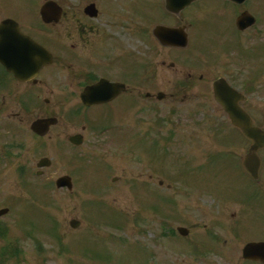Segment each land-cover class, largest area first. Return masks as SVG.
Wrapping results in <instances>:
<instances>
[{
    "label": "flooded vegetation",
    "instance_id": "1",
    "mask_svg": "<svg viewBox=\"0 0 264 264\" xmlns=\"http://www.w3.org/2000/svg\"><path fill=\"white\" fill-rule=\"evenodd\" d=\"M49 1L56 2V6L45 17L42 10ZM186 1L0 0V38L6 39L0 48V113L7 114V125L26 127L25 114L33 111H51L38 118L66 112L63 117L66 126L72 128L62 133L64 137L84 133V137L105 136V140L114 139L122 144L132 134L133 141L143 132L138 131L140 103L161 104L167 97L175 101L179 96H184L185 102L191 90L208 81V74L201 71L202 47L211 38L204 40L203 30L204 20L212 17L213 9L204 5L222 3L243 10L225 0H195L189 5ZM31 3L35 6L25 7ZM10 20L15 23L4 24ZM158 28L167 32L163 40L156 35ZM22 36L25 41L16 39ZM23 46L30 48L26 51L19 48ZM36 46L48 49L49 64L42 66L39 63L42 57H20L36 52ZM164 68L175 75L173 81L163 79L159 71ZM220 77L209 83L213 86ZM228 81L247 93L238 87V82L231 78ZM87 90L101 94L102 102L86 105L82 95ZM217 106L224 116L213 125L211 151L204 152L198 138L193 143L197 151L202 148L198 155L200 159L204 156L205 161L200 163L204 167L189 169L190 173L185 174L190 182L196 179L190 186L211 191L210 222L205 227L209 231L197 230V216L203 214L198 206L189 207L187 214L175 217L170 215L167 205L163 217H151H161L157 225L148 226L150 235L158 230L159 248H155L154 242L152 254L141 250L144 259L153 258L152 264H264V148L258 150L259 161L254 163L260 165L259 172L249 174L244 164L252 142ZM193 110L196 116L198 110ZM167 117L163 114L156 126L165 128L171 122ZM178 123L182 124L181 119ZM254 124L264 129L255 120ZM151 131L149 125L143 135L150 138ZM168 134L170 138V131ZM156 141L160 144L163 140ZM169 146V141L161 145L164 158ZM187 152L193 153L191 149L184 154ZM198 155H193L195 160ZM158 170V175L150 173V183L141 186L146 192L155 190L168 195L169 176L163 166ZM208 174L212 178L211 188L200 184L201 178ZM155 176H160L157 182ZM72 178L75 189L83 175ZM194 212L201 215L195 216ZM181 227L187 229L185 235L179 232Z\"/></svg>",
    "mask_w": 264,
    "mask_h": 264
},
{
    "label": "rangeland",
    "instance_id": "2",
    "mask_svg": "<svg viewBox=\"0 0 264 264\" xmlns=\"http://www.w3.org/2000/svg\"><path fill=\"white\" fill-rule=\"evenodd\" d=\"M31 4H26L25 7L35 6L34 3ZM120 4L123 6L122 2ZM204 6L213 9L212 17L204 20L206 27L203 30V39L211 38L209 43L202 47L201 71L208 74V81L191 90L185 102H182L184 96H179L175 101L167 97L161 104L155 100L140 103L137 114L140 122L138 131L144 133L149 125L152 131L150 138L144 137L143 133L138 134L137 155L132 156L130 148L128 150L129 145L134 142L132 134L128 139L129 145L122 143L123 151L128 150L127 152L120 151L114 140H105V136L95 137L91 134L83 146L72 147L62 134L67 128H72L71 125L66 126V120L63 118L66 112L57 114L61 124L45 138L36 137L30 125L36 118L51 111L26 113L28 124L23 128L13 123L7 125V114L0 113V209L10 208L8 214L0 216V230L7 233L5 239L0 237V249H6L8 244L11 247L17 244L23 249L21 257L8 260L6 264H152L153 258L144 259L141 255L143 249L152 254L155 242L148 239V226L155 224L166 214L167 211L164 213V210L168 204L171 211L177 209L179 202L174 199L180 200V206L184 210L188 211V207L193 206L202 209L204 215L197 216V230L209 231L205 227L209 226L210 222L208 208L211 193L204 191L205 189L197 191L188 187L191 182H185L182 176L190 173L189 169L195 170L193 155L203 152L200 150L202 148L197 151L193 143L198 138L204 146V152H210L211 138L214 135L213 125L224 116L213 99L212 85L209 83L212 78L227 76L228 79L238 82V87L246 91L245 94L249 98L243 107L257 124L260 123L264 128V58L260 55V47L264 45V0H249L243 7L258 18V24L251 29V34L245 35L238 42L236 17L233 18L237 12L222 3H208ZM221 43L225 44L221 46ZM241 49L245 52H240ZM258 51L260 52L257 53ZM159 72L166 81L175 79V75L167 68ZM167 92L170 93L168 90ZM194 108L198 110L196 116ZM163 114L168 115L167 118L170 117L171 121L165 128L156 126ZM179 119L182 124L178 123ZM76 128L79 127L74 126V129ZM168 131L172 133L171 138ZM167 137L173 144L171 146L170 142V153H167L166 158L157 141H151L147 152L142 150V143L147 147L151 139L167 143ZM145 138L146 141L142 142ZM189 149L193 153L187 152V157L182 159L183 166L178 171L171 170V154L176 157L183 156L184 151ZM43 157L52 159L53 164L51 168L44 170L43 176H39L37 164ZM167 160L170 167L168 162L166 165ZM197 161V164L204 162V156L200 159L198 155ZM84 164L85 181L77 180L78 186L73 192L56 188L55 182L61 176L74 175L77 179ZM158 164L163 166L170 182L175 183L176 179H180L184 183L183 189L175 190L173 187L170 195H162L155 190L149 191L148 198H144L147 192L140 185L143 181L145 184L150 183L149 170ZM114 177L119 178V182L112 183L111 179ZM158 177L160 176H155L154 182H157ZM201 180L202 186L211 188L210 174L204 175ZM133 184L134 187H131ZM175 184L181 186L179 183ZM155 195L161 196L165 201H160ZM193 215L201 214L194 212ZM207 215L206 220H202ZM123 216L128 218L127 225L114 227ZM157 216L161 217L151 218ZM174 216H179V212ZM136 217L140 229L136 224ZM72 219L81 221V226L76 230L70 227L69 222ZM54 227H57L56 230ZM24 230L37 235L42 248L45 249V255L38 254L35 241L23 240ZM55 231L62 233V245L58 242V236L54 235ZM154 236L157 241L158 230L150 237ZM86 239L88 252H84L85 245L80 244ZM129 243L133 244L132 254ZM120 244H129V247L121 248ZM155 248H159L157 243ZM104 255L108 257L109 262L102 260Z\"/></svg>",
    "mask_w": 264,
    "mask_h": 264
},
{
    "label": "water",
    "instance_id": "3",
    "mask_svg": "<svg viewBox=\"0 0 264 264\" xmlns=\"http://www.w3.org/2000/svg\"><path fill=\"white\" fill-rule=\"evenodd\" d=\"M234 1L237 4H243L246 0H231ZM256 23V19L249 13L245 12L243 13L237 21L238 27L241 30H245L251 26H253ZM214 91H215V98L216 100L224 107V109L228 112L230 115L232 121L236 126H238L243 134L250 138L254 142L255 146H261L264 145V132L260 130L259 128H256L252 124V120L250 116L243 111L240 106H238V102L240 99L245 98L236 90H234L227 82L226 80H219L214 84ZM89 97V95L86 93L84 94V99L86 100ZM94 99L98 101L93 102H99L100 97H94ZM93 104V103H88ZM57 121L56 119H45V120H38L33 125V130L37 132L40 135H45L49 131L50 125L55 124ZM75 143L80 144L82 142L81 137H76L72 139ZM252 149V151H253ZM251 158V156L248 157V160ZM51 165V162L48 159H43L39 166H49ZM57 184L59 187L68 186L70 189L72 188V182L69 177H62L57 181ZM7 210L1 211L0 215L6 213ZM72 224L77 227L80 223L78 221H73Z\"/></svg>",
    "mask_w": 264,
    "mask_h": 264
}]
</instances>
